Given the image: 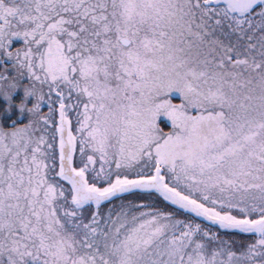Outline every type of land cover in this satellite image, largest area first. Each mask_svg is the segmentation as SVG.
<instances>
[{
	"label": "snow or ice",
	"instance_id": "snow-or-ice-1",
	"mask_svg": "<svg viewBox=\"0 0 264 264\" xmlns=\"http://www.w3.org/2000/svg\"><path fill=\"white\" fill-rule=\"evenodd\" d=\"M0 264H264V0H0Z\"/></svg>",
	"mask_w": 264,
	"mask_h": 264
}]
</instances>
